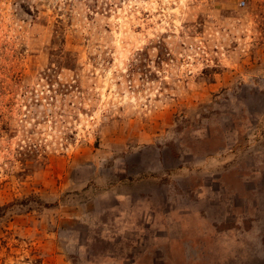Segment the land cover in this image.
<instances>
[{
  "label": "rangeland",
  "instance_id": "rangeland-1",
  "mask_svg": "<svg viewBox=\"0 0 264 264\" xmlns=\"http://www.w3.org/2000/svg\"><path fill=\"white\" fill-rule=\"evenodd\" d=\"M0 264H264V0H0Z\"/></svg>",
  "mask_w": 264,
  "mask_h": 264
}]
</instances>
